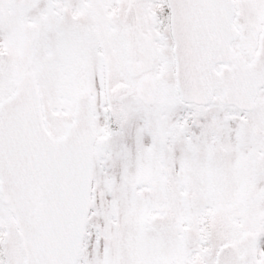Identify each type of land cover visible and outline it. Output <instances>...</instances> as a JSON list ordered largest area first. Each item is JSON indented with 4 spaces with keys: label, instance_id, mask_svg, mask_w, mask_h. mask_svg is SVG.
<instances>
[{
    "label": "snow or ice",
    "instance_id": "6c2138e0",
    "mask_svg": "<svg viewBox=\"0 0 264 264\" xmlns=\"http://www.w3.org/2000/svg\"><path fill=\"white\" fill-rule=\"evenodd\" d=\"M0 264H264V0H0Z\"/></svg>",
    "mask_w": 264,
    "mask_h": 264
}]
</instances>
